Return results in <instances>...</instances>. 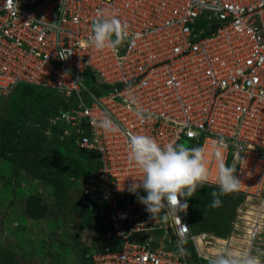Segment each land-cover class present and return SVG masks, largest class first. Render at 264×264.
<instances>
[{
	"label": "built area",
	"instance_id": "2783aa9c",
	"mask_svg": "<svg viewBox=\"0 0 264 264\" xmlns=\"http://www.w3.org/2000/svg\"><path fill=\"white\" fill-rule=\"evenodd\" d=\"M99 13L128 33L115 52L87 44ZM18 83L66 101L45 134L96 154L87 175L66 177L107 224L90 264H202L221 249L264 264V0H0V97ZM104 116L115 131L98 126ZM134 134L202 148L206 186L217 188L215 152L234 165L236 234L192 231L188 206L151 218L129 190L142 177L128 160Z\"/></svg>",
	"mask_w": 264,
	"mask_h": 264
},
{
	"label": "rangeland",
	"instance_id": "374dc122",
	"mask_svg": "<svg viewBox=\"0 0 264 264\" xmlns=\"http://www.w3.org/2000/svg\"><path fill=\"white\" fill-rule=\"evenodd\" d=\"M86 76L90 78L91 74ZM51 94L38 88L16 87L0 98V264H86L83 250L86 247L87 255L95 249L99 234L107 229L98 213L99 202H94L95 208L91 211L76 206L80 196L78 182L67 188L55 183L54 178H47L52 173L36 177L20 170L13 175L11 164L3 158V153L10 151L19 136L17 130L30 126L35 113L40 112L41 97L48 98ZM45 117L38 114L34 123L43 129L49 127ZM22 138L25 141L27 136L24 134ZM189 142L182 138L178 143L190 147ZM83 161L89 171L87 161ZM44 166L45 170L50 169L51 161H45ZM29 194H35L49 206L42 218L25 217L23 205ZM240 202L239 197L230 215L208 212V221L215 227L203 231L225 239L236 234L234 223Z\"/></svg>",
	"mask_w": 264,
	"mask_h": 264
},
{
	"label": "clouds",
	"instance_id": "9594fccd",
	"mask_svg": "<svg viewBox=\"0 0 264 264\" xmlns=\"http://www.w3.org/2000/svg\"><path fill=\"white\" fill-rule=\"evenodd\" d=\"M126 39H128V33L115 16L105 17L103 13H99L91 24L87 44L96 50L107 49L115 52ZM63 101L64 104L61 107L66 106V101L64 99ZM98 126L109 132L116 130L108 116L100 119ZM46 129L47 127L44 131ZM55 131L52 128L50 135ZM127 145L129 162L134 164L142 174L141 179L133 180L129 190L132 193H137L138 189L142 190L143 195L137 194L136 198L145 206L151 218H154L162 209H166L173 217L179 219L177 214L187 208V198L208 180L203 149L187 147L175 142L161 145L154 138L144 134L129 136ZM215 146L223 147V141L217 142ZM214 154L218 160L216 174L218 191L211 192L213 197L211 206L217 207L221 203L219 195L232 192L238 187L240 181L234 175V165L225 164L220 152L217 151ZM178 197L185 202H181ZM175 234L178 252L183 254L185 250L182 244L185 233L178 227ZM209 264H261V258L260 254L244 252L233 255L229 250L221 249L210 258Z\"/></svg>",
	"mask_w": 264,
	"mask_h": 264
},
{
	"label": "trees",
	"instance_id": "16d2710c",
	"mask_svg": "<svg viewBox=\"0 0 264 264\" xmlns=\"http://www.w3.org/2000/svg\"><path fill=\"white\" fill-rule=\"evenodd\" d=\"M16 87H32L51 92L48 97H41L42 102L39 106V113H35L32 119L31 125L22 127L17 133L15 142L12 143L10 151L3 153V158L11 164V174L16 175L20 170H24L32 176L39 177L41 174L47 177L49 173L54 178L55 183L65 185L69 188V184L66 182V175L83 177L92 170V165H95L96 154L92 150L78 147L71 139H60L55 132L52 135L47 136L44 134V129L38 127L34 121H37L38 114L46 115V119L50 116L59 106L64 104L63 98L55 91L47 88L32 86L26 83H18ZM3 97V96H2ZM1 98V97H0ZM46 124V122H45ZM26 135L27 138L23 141L22 136ZM19 144H23L22 147H18ZM53 149L52 153L50 150ZM11 153V154H10ZM50 160L51 168L45 170L44 162ZM83 160H86L89 166V171L86 170V164ZM217 190V188L203 185L198 187L191 197L187 198L188 206V220L192 231H198L203 229L214 228L215 226L210 224L208 212L215 211L216 214H227L233 210V207L239 197H234L227 194L219 195L221 201L217 207L211 206L213 197L211 192ZM49 206L39 200V197L35 194L27 195L25 203L23 205V213L26 218L38 219L47 214ZM101 232V231H100ZM102 233V232H101ZM87 249L83 250V254L86 256ZM86 264H90L88 258L85 257ZM210 261H204L202 264H209Z\"/></svg>",
	"mask_w": 264,
	"mask_h": 264
},
{
	"label": "water",
	"instance_id": "95a60500",
	"mask_svg": "<svg viewBox=\"0 0 264 264\" xmlns=\"http://www.w3.org/2000/svg\"><path fill=\"white\" fill-rule=\"evenodd\" d=\"M76 206L83 208V209H89L90 207H92V203L88 202L85 200L84 197H79L76 202H75Z\"/></svg>",
	"mask_w": 264,
	"mask_h": 264
},
{
	"label": "flooded vegetation",
	"instance_id": "af4514ba",
	"mask_svg": "<svg viewBox=\"0 0 264 264\" xmlns=\"http://www.w3.org/2000/svg\"><path fill=\"white\" fill-rule=\"evenodd\" d=\"M95 208V205L93 204V206L92 207H90L89 209H87L88 211H91V210H93Z\"/></svg>",
	"mask_w": 264,
	"mask_h": 264
}]
</instances>
